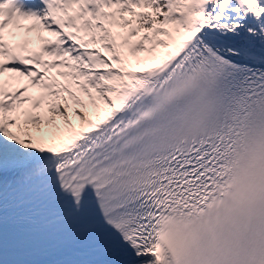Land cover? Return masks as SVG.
Here are the masks:
<instances>
[{
    "label": "snow or ice",
    "instance_id": "obj_1",
    "mask_svg": "<svg viewBox=\"0 0 264 264\" xmlns=\"http://www.w3.org/2000/svg\"><path fill=\"white\" fill-rule=\"evenodd\" d=\"M6 209L50 264H264V0H0Z\"/></svg>",
    "mask_w": 264,
    "mask_h": 264
},
{
    "label": "rangeland",
    "instance_id": "obj_2",
    "mask_svg": "<svg viewBox=\"0 0 264 264\" xmlns=\"http://www.w3.org/2000/svg\"><path fill=\"white\" fill-rule=\"evenodd\" d=\"M160 38H161V39H163V37H160ZM31 46L33 47V46H36V45H35V44H33V45H31ZM102 54H103V55H107L106 53H102ZM52 71H53V72H55L56 70H55V69H53ZM58 79H59V78H58Z\"/></svg>",
    "mask_w": 264,
    "mask_h": 264
},
{
    "label": "trees",
    "instance_id": "obj_3",
    "mask_svg": "<svg viewBox=\"0 0 264 264\" xmlns=\"http://www.w3.org/2000/svg\"><path fill=\"white\" fill-rule=\"evenodd\" d=\"M138 11H139V9H138Z\"/></svg>",
    "mask_w": 264,
    "mask_h": 264
}]
</instances>
